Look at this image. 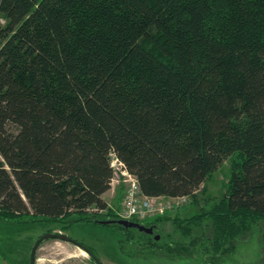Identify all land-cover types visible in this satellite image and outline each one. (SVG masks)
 Instances as JSON below:
<instances>
[{
  "label": "trees",
  "instance_id": "trees-1",
  "mask_svg": "<svg viewBox=\"0 0 264 264\" xmlns=\"http://www.w3.org/2000/svg\"><path fill=\"white\" fill-rule=\"evenodd\" d=\"M113 150L143 193L196 203L237 153L180 238L141 237L214 263L256 230L264 264V0H0V217H121Z\"/></svg>",
  "mask_w": 264,
  "mask_h": 264
},
{
  "label": "rangeland",
  "instance_id": "rangeland-1",
  "mask_svg": "<svg viewBox=\"0 0 264 264\" xmlns=\"http://www.w3.org/2000/svg\"><path fill=\"white\" fill-rule=\"evenodd\" d=\"M238 157L237 153L230 154L212 170L199 186L197 203L192 201L191 196L189 203L164 213L165 216L163 215L160 220L152 222L150 218L153 216L148 217L150 223L154 224L151 234L158 233V238L162 237L161 239L167 234L180 238L173 227L172 217L187 216L197 210L207 196L214 198L222 195ZM115 184L116 190L110 187L104 197L112 202L114 209L118 212L123 187L117 182ZM61 225L60 222L31 216L23 220L0 217V264H31L32 249L37 239L46 232L59 231L58 228H61ZM62 228L75 241L92 249L87 250L91 255L88 252L78 254L75 264H97L95 256L103 264H263L259 257L261 246L256 230L250 234L247 241L238 243L225 258L212 263L194 256L167 257L157 248L145 243V239L141 237L142 231L133 226L123 228L115 222L101 223L81 219ZM130 232L132 234H129ZM66 243L58 237H45L36 250L40 264H71L68 261L69 258H65L69 254Z\"/></svg>",
  "mask_w": 264,
  "mask_h": 264
},
{
  "label": "built area",
  "instance_id": "built-area-1",
  "mask_svg": "<svg viewBox=\"0 0 264 264\" xmlns=\"http://www.w3.org/2000/svg\"><path fill=\"white\" fill-rule=\"evenodd\" d=\"M114 176L111 188L116 190V184H121L122 199L118 213L121 217L147 219L150 216L164 214L184 204L189 203L190 194H180L162 198L160 195H148L142 192L136 175L113 150L110 152Z\"/></svg>",
  "mask_w": 264,
  "mask_h": 264
},
{
  "label": "water",
  "instance_id": "water-1",
  "mask_svg": "<svg viewBox=\"0 0 264 264\" xmlns=\"http://www.w3.org/2000/svg\"><path fill=\"white\" fill-rule=\"evenodd\" d=\"M99 222L101 223H120L123 224L127 227H135L136 229L140 230V231H144V232H148V233H152L153 232V228H154V224H150L147 225L143 222H140L138 220L132 219V218H128V217H111V218H105V219H100ZM58 237L61 239H67V240H72L74 242H76L77 244H79L80 246H82L85 250H89V248L86 245H81L80 243H78V241H75L70 235L66 234L65 232L62 231H49L44 233L43 235H41L37 241L35 242L33 249H32V255H31V264H36V250L37 247L39 246L40 242L45 238V237ZM155 238L159 237V234L156 233L154 235ZM95 259L97 261V264H103L100 259H98L95 256Z\"/></svg>",
  "mask_w": 264,
  "mask_h": 264
},
{
  "label": "crops",
  "instance_id": "crops-1",
  "mask_svg": "<svg viewBox=\"0 0 264 264\" xmlns=\"http://www.w3.org/2000/svg\"><path fill=\"white\" fill-rule=\"evenodd\" d=\"M110 189V188H109ZM109 189H107L104 193H103V196H104V194L106 193V192H108V190ZM160 197H162V198H167V197H169V195H160ZM108 202H109V205H111V206H113L112 205V202H110V200H108ZM150 219H152V218H150ZM147 220H148V218H147ZM63 228H58V230L59 231H63V232H65L64 230H62ZM59 239H61V238H59ZM63 241H65V242H67L66 244H67V247H68V251H69V254L68 255H66V259H68L69 258V262H71V264H75V259L76 258H78V254H80L81 252H80V249H82L81 251H83L84 250V248L82 247V246H80L79 244H77L76 242H74V241H71V240H67V239H62ZM85 251V250H84ZM86 252H88L87 250H86ZM89 253V252H88ZM38 259V260H37ZM39 259L40 258H36V264H40V262H39Z\"/></svg>",
  "mask_w": 264,
  "mask_h": 264
},
{
  "label": "bare ground",
  "instance_id": "bare-ground-1",
  "mask_svg": "<svg viewBox=\"0 0 264 264\" xmlns=\"http://www.w3.org/2000/svg\"><path fill=\"white\" fill-rule=\"evenodd\" d=\"M84 250H85V249H84ZM84 250H83V251H81V253H82V254H87V252H86V251H84Z\"/></svg>",
  "mask_w": 264,
  "mask_h": 264
}]
</instances>
